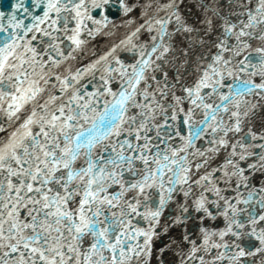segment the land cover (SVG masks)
<instances>
[{"label": "snow or ice", "instance_id": "6c2138e0", "mask_svg": "<svg viewBox=\"0 0 264 264\" xmlns=\"http://www.w3.org/2000/svg\"><path fill=\"white\" fill-rule=\"evenodd\" d=\"M0 11V264H264V0Z\"/></svg>", "mask_w": 264, "mask_h": 264}, {"label": "water", "instance_id": "95a60500", "mask_svg": "<svg viewBox=\"0 0 264 264\" xmlns=\"http://www.w3.org/2000/svg\"><path fill=\"white\" fill-rule=\"evenodd\" d=\"M13 0H0V11L8 12L11 11V3ZM26 3H30V0H25Z\"/></svg>", "mask_w": 264, "mask_h": 264}]
</instances>
